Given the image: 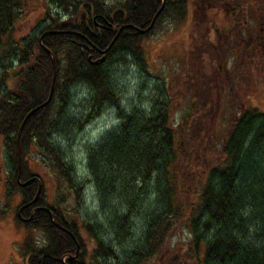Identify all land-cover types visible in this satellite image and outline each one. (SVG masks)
Here are the masks:
<instances>
[{"label":"trees","instance_id":"16d2710c","mask_svg":"<svg viewBox=\"0 0 264 264\" xmlns=\"http://www.w3.org/2000/svg\"><path fill=\"white\" fill-rule=\"evenodd\" d=\"M51 1L61 11L53 14L47 6L38 31L16 41L12 33L25 0H0V135L7 154V195L21 197L19 224L27 233L31 229L20 247L25 264H89L79 224L45 203L44 186L37 183L40 177L26 160L37 148L59 183L78 192L81 179L53 136L75 122L67 115L71 91L84 85L91 92L86 122L111 107L120 120L118 127L89 146L88 182L94 185L103 210L111 214L114 231L123 242L133 238L134 218L139 216L145 223L144 239L132 245V253H124V264L156 256L182 221L191 234L189 256L200 264H264V113L248 109L234 120L223 144L224 160L212 166L207 162L213 138L211 142L199 138L201 123L196 121L185 135L188 147L184 143L186 159L180 174L167 85L157 89L151 108L125 110L106 72L109 64L124 61L125 56L148 69L144 42L152 31L142 34L137 29L152 25L163 0H121L113 5L104 0ZM166 4L155 27L168 6L181 20L187 16L185 2ZM54 74L53 97L42 107L50 99ZM181 175L183 182L177 178ZM195 189L199 192L194 199L190 193ZM84 225L96 239L97 264L102 255L123 262L116 248L97 237L93 225ZM32 230L44 236L42 246L32 240Z\"/></svg>","mask_w":264,"mask_h":264},{"label":"rangeland","instance_id":"374dc122","mask_svg":"<svg viewBox=\"0 0 264 264\" xmlns=\"http://www.w3.org/2000/svg\"><path fill=\"white\" fill-rule=\"evenodd\" d=\"M82 1V0H81ZM87 1V0H83ZM107 4L113 5L121 0H104ZM46 5H45V4ZM47 6L53 14H57L61 9L58 4L51 0H25L24 10L21 17L17 20L14 28L13 37L16 41L26 39L38 31L41 21L44 19ZM159 30L151 40L145 39V54L148 61V69H144L140 62L132 57L118 63L107 66L106 72L114 82L125 110L139 108L145 110L151 108L152 103L157 97V89L163 88L167 83L173 84V94L170 102L171 128L176 134V146L180 153L179 165L177 171H184V162L186 159L183 154L185 135L190 127L196 122L201 123V129L198 133L199 138L205 141H212L210 165H216L224 160L223 144L227 133L233 127L235 116H238L245 110L257 108L264 113V70L254 69V71L243 80V85L234 89L230 102H221L217 100L215 88H211L210 95L202 98L195 97L194 85L195 78L198 75L197 70L187 58L183 51L182 44L169 46V49L163 48V38L167 37L162 30V24L158 26ZM181 32V31H179ZM177 34L167 37L169 42L180 41ZM166 41L165 43H167ZM172 53V54H170ZM122 56V55H121ZM209 63H205L204 69L200 71L199 76L204 74L212 75L216 72L218 64L213 61V57H208ZM196 72V74H195ZM12 75L15 71H12ZM15 81L14 76L11 83ZM208 90V89H207ZM230 90V89H228ZM172 94V93H171ZM172 94V95H173ZM71 104L67 110L69 119L75 120L67 126L60 128L61 133H55L54 138L59 145L63 156L66 157L69 164H73L75 174L80 178L77 183V190H73L67 183H59L54 171L47 164L42 162V155L37 148L27 155L29 168L39 175L37 183H42L45 190V203L52 208H59L65 214L69 215L79 224V234L89 252L88 263L97 264L94 259L97 249L96 239L85 229L84 224H91L95 227L97 237H99L106 246L116 248L118 254L122 257V263L110 256H100L98 258L101 264H124V253H132L133 244H136L140 238H143L145 223L141 217H136L131 222L133 240L123 242V237L114 231L112 216L108 211L103 210L100 199L94 185L88 182L87 158L89 146L94 145L108 133L120 124L118 111L109 108L101 116L90 122H86L90 100V88L81 86L73 88L71 91ZM171 95V96H172ZM210 96V98L208 97ZM215 96V97H214ZM197 135V136H198ZM204 141V143H205ZM187 146V145H186ZM188 147V146H187ZM7 154L5 139L0 135V264H25L21 244L26 236L27 229L19 224L18 210L21 205L19 195L8 196V174H7ZM179 174V175H180ZM84 176L87 179H83ZM181 182L185 181L181 176L177 177ZM41 179V180H40ZM199 189L191 191L193 198H197ZM183 199H187V196ZM185 221L178 223L174 231L168 235L167 240L156 254V256L142 261L139 264H200L195 258L189 256V242L191 234L186 228ZM116 227V226H115ZM34 242L42 246L44 236L39 231L32 230ZM144 239V238H143ZM126 241V240H125ZM131 246V247H130Z\"/></svg>","mask_w":264,"mask_h":264},{"label":"flooded vegetation","instance_id":"af4514ba","mask_svg":"<svg viewBox=\"0 0 264 264\" xmlns=\"http://www.w3.org/2000/svg\"><path fill=\"white\" fill-rule=\"evenodd\" d=\"M167 2L187 4L185 20L168 6L158 26L162 24L161 32L165 31L167 37L177 34V39L181 38L175 42L163 38V48L182 44L180 51L192 63V70L198 72L194 85L186 86L194 88L195 97L203 99L214 87L220 103L230 102L234 89L246 83L245 77L250 72L264 70V0H163L162 10ZM158 26L154 24L148 40L159 30ZM211 56L218 64L215 71L219 73L199 76ZM167 88L172 101L173 84L167 83Z\"/></svg>","mask_w":264,"mask_h":264},{"label":"water","instance_id":"95a60500","mask_svg":"<svg viewBox=\"0 0 264 264\" xmlns=\"http://www.w3.org/2000/svg\"><path fill=\"white\" fill-rule=\"evenodd\" d=\"M161 11H162V9L158 12V14L156 15V17H155V20L158 18V16L160 15V13H161ZM155 20L153 21V23H152V25L148 28V29H146V30H140V29H137L140 33H142V34H145V33H147V32H149L152 28H153V26H154V22H155ZM122 30V29H121ZM121 30H120V32H119V34L121 33ZM119 34H118V36H119ZM118 36H117V38H118ZM116 39V38H115ZM101 61H103V59H101ZM96 64H97V62H96ZM55 82H56V74H54V79H53V81H52V89H51V95H50V99H49V101L45 104V105H43L42 107H45L47 104H49L50 103V101H51V99H52V97H53V93H54V87H55ZM42 107H40V108H42ZM40 108H38V109H40ZM38 109H36V110H38ZM32 113H30L29 115H31ZM29 115H27V117H26V119L24 120V122H23V124H22V126H21V129H20V132H19V136L21 135V132H22V130H23V128H24V126H25V124H26V122H27V120H28V118L30 117ZM18 136V137H19ZM19 139H20V137H19ZM19 176H18V181L20 182V178H21V173H22V158H21V150H19ZM22 186H25V185H27V183L26 184H21ZM40 193H41V188H39V191H38V193H37V197H36V199H35V201H37V199L39 198V195H40ZM50 214H51V212H50ZM51 216H52V214H51Z\"/></svg>","mask_w":264,"mask_h":264}]
</instances>
